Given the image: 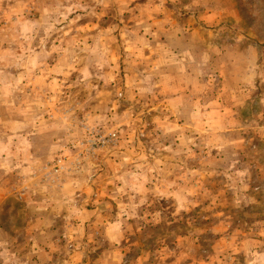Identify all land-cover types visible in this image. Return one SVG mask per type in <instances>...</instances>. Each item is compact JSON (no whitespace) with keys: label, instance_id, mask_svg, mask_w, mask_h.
<instances>
[{"label":"clouds","instance_id":"obj_1","mask_svg":"<svg viewBox=\"0 0 264 264\" xmlns=\"http://www.w3.org/2000/svg\"><path fill=\"white\" fill-rule=\"evenodd\" d=\"M30 3L0 57V190L27 209L0 264H264L254 0ZM225 49L254 62L235 75Z\"/></svg>","mask_w":264,"mask_h":264},{"label":"crops","instance_id":"obj_2","mask_svg":"<svg viewBox=\"0 0 264 264\" xmlns=\"http://www.w3.org/2000/svg\"><path fill=\"white\" fill-rule=\"evenodd\" d=\"M24 3V12H29V8L33 9V5L30 3V0H18ZM142 2L146 3L147 0H142ZM135 7V3L131 5ZM229 9H222L220 15L229 13ZM36 15V14H35ZM129 13H125V16H128ZM162 15V13H161ZM212 18H215L217 14H211ZM234 15V13H233ZM30 17V16H29ZM107 18V17H106ZM32 18L27 19L22 18L19 21V26H17V30L20 29V26L30 21ZM89 18H84L78 22V25H83L84 30L88 31L91 29V25L88 23ZM94 22V21H93ZM127 22V21H126ZM8 24V23H7ZM7 24L2 25V29L5 28ZM257 27V31H261L264 28V21H257V23L252 24V29L255 31ZM1 30V29H0ZM263 31V30H262ZM12 32V33H11ZM15 35L13 31V27L9 30V35L0 38V57H3L6 53L16 50L19 46L12 41V37ZM178 35V34H177ZM243 39V37H241ZM179 44V41H177ZM255 53L249 49V56L246 58L242 54H234L228 49L224 50V53L221 56V62L223 63H231L234 68V74L239 75L245 71L244 65H250L254 62ZM2 63V61H0ZM21 70H17L15 68H9L8 72L11 73L12 76H18ZM21 94L17 93L16 97H20ZM256 139L254 143H256L258 147V151L262 156H264V133L257 131L254 133ZM264 168V159L260 160V168L249 169L250 179H248L249 191L253 193L256 188L260 185H264V171L261 169ZM257 180V181H256ZM16 181L11 180L7 183L6 187L3 190H0V229H3L5 233L8 232V229L5 226H15L19 224V221L24 216H27V209L21 210L19 204V194L15 191L14 185ZM260 202V201H258ZM20 212V215L17 213ZM261 220H264L263 217H259ZM47 251V249H46Z\"/></svg>","mask_w":264,"mask_h":264},{"label":"rangeland","instance_id":"obj_3","mask_svg":"<svg viewBox=\"0 0 264 264\" xmlns=\"http://www.w3.org/2000/svg\"><path fill=\"white\" fill-rule=\"evenodd\" d=\"M250 3L253 2V0H249ZM24 3L18 1V0H3L2 3H0V38L9 35V30L11 27H13V31L17 32V26H19V21L22 18H33L35 16V10L29 8V12H24ZM254 15L252 17V24L257 23V21H264V0H254ZM30 16V17H29ZM8 23V24H7ZM7 24L5 28L8 29H2V25ZM257 27L255 31H257ZM263 30V31H262ZM261 32H264V28L261 29ZM12 33V32H11ZM257 181V180H256ZM249 191V189H248ZM250 193V191H249ZM261 204V206H264V201L258 202ZM222 207H227L226 205H222ZM259 217L264 218V214L258 215L257 221L258 222H247L248 227L251 228L253 231H260L264 230V220H261Z\"/></svg>","mask_w":264,"mask_h":264}]
</instances>
